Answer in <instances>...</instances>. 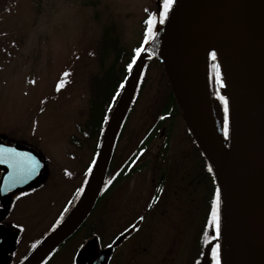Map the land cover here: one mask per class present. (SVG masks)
I'll list each match as a JSON object with an SVG mask.
<instances>
[{
  "label": "flooded vegetation",
  "instance_id": "flooded-vegetation-1",
  "mask_svg": "<svg viewBox=\"0 0 264 264\" xmlns=\"http://www.w3.org/2000/svg\"><path fill=\"white\" fill-rule=\"evenodd\" d=\"M140 91L119 130L102 191L90 215L70 239L80 241L66 251V264H215L212 249L220 245L221 259V241L220 236L211 238L215 229L209 227L219 188L214 171L184 122L170 86L161 90L148 118H130ZM116 93L91 90V95L85 94L92 98L83 130L94 120L96 104L109 108ZM100 120L92 125L95 129L87 134L89 137L70 136L66 142L77 152L71 150V158L61 166L56 165L55 158L44 155L40 141H13L36 149L43 167L36 176L12 173L4 177L8 162L0 163V264H20L73 209L82 193L78 189H84L88 169L93 168L92 161L98 156L103 131ZM177 122L183 125L179 127ZM84 139L89 142L85 160L79 154ZM18 153L31 154L40 165L31 150ZM49 164L56 171L63 166L65 177L59 182L60 177L53 176L55 185L64 183L59 188L52 189ZM27 180L30 182L23 185ZM66 184L69 189L65 192L61 187ZM49 215L51 218L42 225ZM107 221L108 232L102 226Z\"/></svg>",
  "mask_w": 264,
  "mask_h": 264
},
{
  "label": "water",
  "instance_id": "water-1",
  "mask_svg": "<svg viewBox=\"0 0 264 264\" xmlns=\"http://www.w3.org/2000/svg\"><path fill=\"white\" fill-rule=\"evenodd\" d=\"M207 35H213L215 47L204 48L202 41ZM146 49L136 59L110 114L80 200L20 264H42L91 213L143 71L155 58L163 61L181 115L219 185L222 264H264V0H174L162 31ZM213 49L228 99V141L216 124L212 106ZM0 147L31 150L40 165L30 174H39L43 163L33 148L2 140ZM5 158L8 169L4 177L12 173L28 176L26 168L16 164L10 154Z\"/></svg>",
  "mask_w": 264,
  "mask_h": 264
},
{
  "label": "rangeland",
  "instance_id": "rangeland-1",
  "mask_svg": "<svg viewBox=\"0 0 264 264\" xmlns=\"http://www.w3.org/2000/svg\"><path fill=\"white\" fill-rule=\"evenodd\" d=\"M161 1L0 0V140L14 143V140L23 139L34 144L40 141L44 155L55 158L58 166L64 164L67 157L71 158L72 149L66 142L71 140L70 136L91 134V130L82 129L92 98L85 94L96 90L95 86L102 90V80L112 64L117 65L115 69L121 79V64L142 45L147 29L145 21L153 13L157 20ZM159 24L156 22L154 27L155 39L164 26L163 23L159 28ZM106 45L111 48H104ZM210 83L216 124L225 138L229 136L228 119L225 124V112L221 113L224 104L217 95L225 91L222 93V86L213 72ZM167 86L162 63L151 61L142 79L141 96L130 118H148L161 90ZM107 89L112 90L111 86ZM102 112L103 105L98 113L93 112L96 122ZM177 125L181 127L183 123L177 122ZM88 140L80 142L83 148L80 147L79 154L84 155V160ZM72 151L77 152L76 148ZM50 167L48 173L54 189L64 183L55 185L53 176L60 177V182L65 171L63 166L57 168L60 171L52 164ZM61 189L66 192L69 187L66 184ZM49 218L50 215L42 225ZM102 226L108 232V221ZM79 241L80 238L78 242L76 239L66 242L47 264L58 260L57 264H66V251Z\"/></svg>",
  "mask_w": 264,
  "mask_h": 264
},
{
  "label": "snow or ice",
  "instance_id": "snow-or-ice-1",
  "mask_svg": "<svg viewBox=\"0 0 264 264\" xmlns=\"http://www.w3.org/2000/svg\"><path fill=\"white\" fill-rule=\"evenodd\" d=\"M174 3V0H163V11L160 13V23H163L164 19L167 18L168 12L171 9L172 5ZM156 15L153 13L152 15H149L147 20L145 21L146 25L148 26L144 37H143V43L140 47H137L135 49V56L132 58V62L128 64V70L131 71L133 65L136 62V58L140 56V54L144 51H147V49L144 47V45H147L150 41L154 40L156 37V32L154 31V27L156 24ZM212 59H216V53L213 52ZM213 73L215 75V78L219 81L221 86H223V80L220 79V66L219 64H213ZM67 75V74H65ZM64 82L61 81V84ZM123 87V85H121ZM118 95V94H117ZM218 98L223 101L224 104V112H225V124H227V114H228V100L227 97L220 95L217 93ZM6 154H10L11 157L15 158L16 164L22 165L26 168L28 173L35 171L36 168L39 166L38 162L35 160L34 157L31 156L29 153H18L14 149H6L3 147H0V163H6L8 162V159L5 158ZM96 161L93 160L92 164L95 165ZM15 166V165H14ZM89 172L92 171V168L90 167L88 169ZM209 171H211V168H209ZM111 183V181H109ZM78 191H83V189H78ZM220 189H216V195L215 199L212 204V211H211V217L209 221V227H212L215 229V236L211 237L212 239H216L220 236ZM67 211V209H65ZM212 256L215 261V264H221L220 259V245L216 244V246L212 249Z\"/></svg>",
  "mask_w": 264,
  "mask_h": 264
},
{
  "label": "trees",
  "instance_id": "trees-1",
  "mask_svg": "<svg viewBox=\"0 0 264 264\" xmlns=\"http://www.w3.org/2000/svg\"><path fill=\"white\" fill-rule=\"evenodd\" d=\"M159 7L160 8H158V11H157V22H159L160 21V13L163 11V0L161 1V3H160V5H159ZM159 13V14H158ZM164 21H165V19H164ZM164 21H163V23H164ZM160 23V22H159ZM163 23H160L159 24V28H160V25H162ZM148 27V26H147ZM108 47H110L111 48V45H106L104 48H108ZM140 47V46H139ZM135 56V49H134V51L131 53V55H130V57H129V59L127 60V62L125 63V64H121L122 66H121V71H122V77H121V79L119 78V76H117V71H116V69H115V67L117 66V65H115V64H112V65H110V67L108 68V74H106V75H104V79L102 80V83H103V85H104V87L102 88V90H106L107 89V87H110L111 86V88H112V90H116L117 91V93L115 94V98H114V101L118 98V95H119V93H120V90H122V87H121V85H123V83H124V81L127 79V77L129 76V74H130V72L131 71H129L128 70V64L129 63H131L132 62V58ZM118 59L120 60L121 59V56H120V58L118 57ZM132 70V69H131ZM144 74H145V72H144ZM114 79V81H112ZM141 87H142V83H141V85H140V89H141ZM95 88H96V90H98L97 89V87L95 86ZM110 89V88H109ZM108 90V89H107ZM118 94V95H117ZM113 101V103H111V105L109 106V108H103V112H102V114H101V116H100V118L99 119H101L100 120V128H103V126H104V123H102V119L104 120H106L107 119V117H108V115L110 114V112H111V110H112V108H113V104L115 103ZM220 104V103H219ZM221 105V104H220ZM222 106V105H221ZM223 109V108H222ZM218 110V109H217ZM100 111V105H99V103H97L96 104V107L93 109V112H94V114H95V112L96 113H98ZM219 111V110H218ZM224 112V110H221V113H223ZM94 114H93V118H94ZM95 122V119L94 120H91L90 121V124H92V123H94ZM105 122V121H104ZM59 249V248H58ZM58 251V250H57ZM56 251V252H57ZM55 252V253H56ZM54 253V254H55ZM53 254V255H54ZM52 255V256H53ZM51 259V256L45 261V263L44 264H46L49 260Z\"/></svg>",
  "mask_w": 264,
  "mask_h": 264
},
{
  "label": "bare ground",
  "instance_id": "bare-ground-1",
  "mask_svg": "<svg viewBox=\"0 0 264 264\" xmlns=\"http://www.w3.org/2000/svg\"><path fill=\"white\" fill-rule=\"evenodd\" d=\"M212 36L207 35V37H205L203 39L202 44H203L204 48H211V47L216 46V42H215L216 40Z\"/></svg>",
  "mask_w": 264,
  "mask_h": 264
}]
</instances>
